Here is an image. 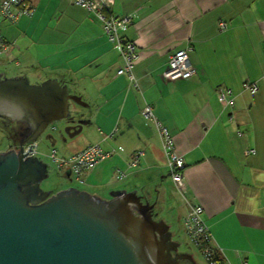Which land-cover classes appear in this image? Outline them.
Returning <instances> with one entry per match:
<instances>
[{
    "label": "crops",
    "instance_id": "1",
    "mask_svg": "<svg viewBox=\"0 0 264 264\" xmlns=\"http://www.w3.org/2000/svg\"><path fill=\"white\" fill-rule=\"evenodd\" d=\"M29 1L31 16L12 22L0 13V31L10 45L0 67L32 84L54 79L70 93V86L75 94L88 93L99 133L94 143L109 156L84 181L122 170L128 185L120 192L140 195L150 182L162 184L158 200L180 222L187 199L203 206L225 264H264V0H113L114 16H133L122 35L139 54L137 85L128 74L117 75L121 52L93 12L70 0ZM177 50L188 51L196 72L167 80L164 72ZM245 81L260 82V90L252 94ZM227 88L232 105L218 98ZM147 104L155 119L144 115ZM158 124L168 128L184 158L183 192L171 180ZM246 149L255 153L246 155ZM138 150L144 155L130 166Z\"/></svg>",
    "mask_w": 264,
    "mask_h": 264
},
{
    "label": "water",
    "instance_id": "2",
    "mask_svg": "<svg viewBox=\"0 0 264 264\" xmlns=\"http://www.w3.org/2000/svg\"><path fill=\"white\" fill-rule=\"evenodd\" d=\"M71 101L87 105L54 79L32 84L0 74V112L27 121L38 135L69 116ZM83 126L82 120L67 126L69 136ZM36 136L0 153V264H180L184 257L195 264L191 254L172 256L161 244L173 233L154 219L157 201L148 196L116 192L105 200L72 188L45 191L47 163L25 152Z\"/></svg>",
    "mask_w": 264,
    "mask_h": 264
},
{
    "label": "built area",
    "instance_id": "3",
    "mask_svg": "<svg viewBox=\"0 0 264 264\" xmlns=\"http://www.w3.org/2000/svg\"><path fill=\"white\" fill-rule=\"evenodd\" d=\"M72 3L82 6L93 12L97 18L103 23L104 33L110 42L119 49L122 56V65L117 69V75L128 74L130 80L137 85L133 74V67L139 59L136 51V45L133 41L126 39L122 34L133 22V16L116 17L112 14L111 7L113 0H70ZM35 11L34 4L29 0H3L0 6V13L5 20L16 22L21 16L33 15ZM222 28H226L222 23ZM10 48V45L4 39L0 31V57L4 55ZM196 69L190 60L187 50L175 51L169 59L168 68L164 72L167 80L186 79L194 75ZM264 85V74L261 78ZM261 83L258 81H245L243 87L252 94H256L260 90ZM219 100L227 105L234 103L232 89H220L218 91ZM144 115L149 119H155L152 107L147 104L144 108ZM159 132L163 140L164 149L168 156L170 177L175 187L181 192L184 190V169L185 161L181 154L177 153L174 139L168 128L158 124ZM32 145L31 149L30 146ZM38 146L35 142H31L25 146V152L29 156H37ZM30 149V150H29ZM255 153L254 149H246L245 154ZM144 155L143 150L136 151L130 161V166L139 164L141 157ZM109 156V152L105 151L100 144H90L69 157H58L54 149L51 157L57 163L58 168H69L75 174L78 180L83 183V176L86 172L94 169L98 163ZM126 172L119 170L117 179H124ZM188 213L183 218L184 226L190 240L202 251L204 257L209 264H225L221 248L213 243V236L210 227L204 220V208L198 203H194L187 199ZM247 262H243L246 264Z\"/></svg>",
    "mask_w": 264,
    "mask_h": 264
},
{
    "label": "rangeland",
    "instance_id": "4",
    "mask_svg": "<svg viewBox=\"0 0 264 264\" xmlns=\"http://www.w3.org/2000/svg\"><path fill=\"white\" fill-rule=\"evenodd\" d=\"M0 72H2L1 67ZM1 75L3 78H12L10 77L11 73L2 72ZM70 89H72L74 94L77 91V89H74L72 86H70ZM82 91V89L78 90L80 96H82L83 101L87 105H81L71 101L69 105V116L51 123L45 129L43 134L34 140L38 146L37 157L46 162L48 165V176L42 180L41 187L51 195L57 194L62 190L72 188L81 192H85L89 195H96L102 199L110 200L114 197L116 192L127 189L125 188L128 185L126 184V178L117 179L114 173L110 174V176H108V173H105V176L99 178L97 181L85 179V181L81 183L69 168H58L57 163L51 157L54 149L56 150L59 157H67L74 151H77L89 144H93L95 142L94 139L96 138V134L99 137L97 129L98 125H96V121L91 120L94 111L93 107L89 106L90 97L88 96V93H84ZM1 114L0 153L7 152L15 146L13 140L8 135L9 129H6L8 126L4 125L2 121H10L13 120V118L5 113L0 112V115ZM81 120L84 124L82 132L73 137L69 136L67 132V126H69L71 123L79 122ZM101 147L104 149L103 145H101ZM104 150L107 151L106 149ZM107 179L109 181H107ZM147 185L148 186L143 187L142 189L139 188V192L141 195L148 196L151 202L157 201V205L155 207L157 218L165 221L170 226V231L173 233L174 240L179 243L180 251L191 254L194 258L195 264H209L202 251L190 240L183 220L180 222V219L175 218V215H173L171 211L167 209V205L164 203V201L158 200L159 195L157 188L162 187V184L150 182ZM163 187H165V184ZM171 187L172 185H170L169 188L170 193L172 192Z\"/></svg>",
    "mask_w": 264,
    "mask_h": 264
},
{
    "label": "flooded vegetation",
    "instance_id": "5",
    "mask_svg": "<svg viewBox=\"0 0 264 264\" xmlns=\"http://www.w3.org/2000/svg\"><path fill=\"white\" fill-rule=\"evenodd\" d=\"M0 118H2V114L0 115ZM2 121H3L4 125L8 126V127H6L7 130L9 129L8 135H9V137H11V139L14 142L15 146L12 149H18L19 146L21 145V143H23L27 139H31L34 136L38 135V133H35L32 129H30L29 123L27 121L21 119V118L13 119L10 121H6V120H2ZM76 124H78V122L71 123L70 125H76ZM43 132L40 133L38 136H36V138H38L40 135H42ZM34 140H30V141L26 142L25 146L31 142H34ZM154 212L156 213V211H154ZM155 213H154L153 217H154V219L159 221L160 219L157 218V215H155ZM163 236H166V233H164ZM173 241H175V240L172 237V239L169 241H167V240L161 241L162 242L161 244L163 246H165V249H166V247L172 249L171 250L172 256H176L178 254H188L186 252L180 251V248L178 250H173V248L175 247V243ZM180 264H192V262L189 260V258L184 257V258L180 259Z\"/></svg>",
    "mask_w": 264,
    "mask_h": 264
},
{
    "label": "bare ground",
    "instance_id": "6",
    "mask_svg": "<svg viewBox=\"0 0 264 264\" xmlns=\"http://www.w3.org/2000/svg\"><path fill=\"white\" fill-rule=\"evenodd\" d=\"M153 252V255H154V250L152 251ZM148 251L145 252V256L147 255Z\"/></svg>",
    "mask_w": 264,
    "mask_h": 264
}]
</instances>
